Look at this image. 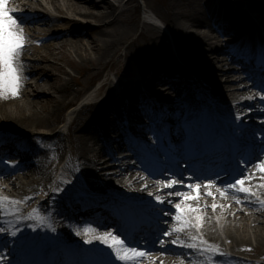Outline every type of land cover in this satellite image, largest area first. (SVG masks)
Masks as SVG:
<instances>
[{
	"label": "bare ground",
	"instance_id": "obj_1",
	"mask_svg": "<svg viewBox=\"0 0 264 264\" xmlns=\"http://www.w3.org/2000/svg\"><path fill=\"white\" fill-rule=\"evenodd\" d=\"M184 0H168L167 5L170 8L171 13L163 15H158L153 12V16L146 13V16L153 21L152 18H156L158 22H162L165 26H170L173 29V37L181 34L183 35L185 41L180 44L177 48L176 59H174L168 52L167 46L162 43H158L157 46H152L149 43L151 41H157L161 39L165 41L164 36L161 35L159 27H155L150 21H144L142 35H148L151 33L152 37L147 40V45L144 47L152 51V56L148 60L144 59V55H138L133 53H122L120 54V48L124 44L127 37L136 30L137 26H127L121 25L123 18L126 14L130 12V7L136 4V0H37L35 4L30 2V0H10L9 6L15 9V15L28 21L24 25L25 34L33 36V32H36V26H39L42 22V18L49 17L52 20H56L53 17V13L50 12V7H53L55 11L59 13H72L73 18H67L62 20L63 23L59 25L60 29L54 31L48 40L41 39V44L43 48H32L26 44L22 55L20 56V63L22 66V87L20 89V95L18 98H0V125L4 122L7 125V129L4 131H11L9 134L13 139L14 143H19V148L25 147L27 151H31V155L24 153V149L20 150L14 149L13 157L22 155L23 158L27 157V161L32 156H35L37 162L41 165L39 168L31 163H13L11 166L1 167L0 171L4 181L11 184L13 191H15V196H20L21 198L31 197L35 189H46L51 185V182L55 178L54 175L60 169L59 161L61 159V154L55 155V151H61L62 142L65 138L64 131H69L70 133L76 135L71 140L72 145L76 149V153L80 156L77 159V175L83 173L84 176L88 178V185L85 189L92 192L104 193L116 190L119 194L127 197L129 199L140 200L144 199V193L146 191L155 192L152 199H155L157 195L162 196L168 200L180 199L179 196H168L167 192L169 189H161V186L157 184V180L144 179L145 175L138 174L136 171L146 172L148 167H154L155 164L148 159H144L139 156L136 150L143 146H149L150 141L149 136L157 135L154 132L155 125H151L148 129H144L142 132L143 124L139 123L136 126V131L142 136V145L138 142H132V135H128L124 128V120L126 118L124 114V109L121 110L120 116L116 115V121L114 123L108 122L105 116L107 108H111L112 105L118 108L124 105V97L130 100H135V98L130 97L129 93L138 92L140 82L143 85L146 84L152 90V86H159L155 90V96L158 101L162 103L163 106L174 104L175 111L170 117H177L184 115L186 110L184 109L183 103H188L191 97L197 96V91L192 85L193 76L201 82L202 86L208 91L209 96L216 100L215 106L222 110L223 114L226 115V120H231L233 128L239 126L240 131H237V135L247 136L251 138H258V134L264 133V111L263 115H260V111L264 108V104L261 101H252L249 99L252 90L250 88H256V83L258 79H255L250 72H245V66L242 69L237 67L238 64L234 58L226 64L225 59L222 57H217V54L221 47L217 37L212 36L207 33L202 28H210L214 24H223L224 27L229 28L230 32L233 29H239L240 32L244 31L245 26L242 25L241 15L244 13L248 18V21H254L253 16L246 12V9H241L244 6V1L238 0L234 4H229L225 0H221L219 7H212L206 3L204 6L213 9L211 13L212 17L216 20L205 19L197 17L192 12H187L180 10ZM203 2V0H201ZM252 1V0H250ZM255 7L249 6L256 13L258 19L264 20V12H259L261 9V4L254 2ZM235 11H240L236 12ZM26 12L31 14L30 18H26L24 15ZM21 14V15H20ZM146 17V18H147ZM155 20V21H157ZM48 21V20H45ZM212 21V23H211ZM40 23V24H38ZM67 26L69 30L61 33ZM233 28V29H232ZM154 34V35H153ZM159 34V36H158ZM42 36H46L41 34ZM40 35V37H42ZM161 35V36H160ZM179 36V35H178ZM88 38V41H85ZM228 42L230 40H227ZM43 42V43H42ZM28 43V42H26ZM185 45V46H184ZM207 46V48H206ZM130 47V46H129ZM229 51V49L227 50ZM71 55H74L79 59V63L73 60ZM213 54L211 57V55ZM131 57L136 59L138 62L137 69L129 62L130 67L123 70L120 68L117 74L125 77V80L119 84V91L114 88L112 82L107 80L105 84L101 85L98 89L100 93V99L97 101L91 100V96L85 101L89 94L93 93V90L85 92V89H76L82 86V72H85V76L89 77L90 83H94L101 78V76L109 69V72L113 73L115 67H119V62L121 59L130 60ZM64 64L74 67L73 70L78 71V76H74L67 72ZM220 64V65H219ZM80 67L77 70L75 66ZM244 67V68H243ZM190 69L192 71H190ZM83 70V71H82ZM239 73L230 76L231 73ZM244 73L243 77L242 74ZM116 75V74H115ZM227 76V77H226ZM237 76V77H236ZM259 76V75H258ZM263 77L264 74L261 73ZM226 77L225 81L223 79ZM232 78H235V85H231ZM252 82L251 85H247L246 81ZM164 83L166 85H164ZM180 86L188 87V94L183 95L180 92ZM28 88H32V93L46 94L50 95L44 100H34L30 98ZM48 91V93L46 92ZM255 91V89H254ZM260 91V90H259ZM262 92V91H260ZM258 92V94L260 93ZM120 95V96H119ZM84 99L85 105L81 111L76 112L75 118L72 119L71 124L66 129L56 130L55 133H50L54 130L55 124L58 122V115L65 111L67 108L74 106V104L79 99ZM245 99L239 106L231 105L227 106L231 101H237ZM26 100V101H25ZM146 101L144 103L143 101ZM24 103V104H23ZM140 104L142 109L145 110L146 117L151 118V107L155 108L156 103H152L150 98L146 97ZM150 106V107H149ZM197 103L191 110H195ZM250 106L255 107V109L250 110L254 113V121L249 127H245L241 121L231 118L228 113H231L232 109L238 110L237 114H241L243 107ZM263 106V107H262ZM13 107V108H12ZM227 111V112H226ZM162 112V110H161ZM116 112H113L114 115ZM73 114V112H72ZM71 114V115H72ZM85 114L87 117L81 118ZM247 114V112H245ZM250 114V113H249ZM131 116L130 119H136L133 114H128ZM164 115V114H163ZM189 115V114H188ZM182 118V117H181ZM179 118V121L181 120ZM86 119V122L81 128L78 127ZM245 118H242L244 121ZM252 121V120H251ZM180 122L176 126L175 123L170 122L169 127H173L172 130L176 133L181 134L179 128ZM250 130H252L250 132ZM125 135L127 148L134 157H139L142 159L140 168L136 167L134 164L130 163L126 158H119L118 155L122 152L121 143L116 140L117 135ZM169 137V136H168ZM62 141V142H61ZM170 141V138H167ZM176 141V140H175ZM171 142V141H170ZM218 151H214L204 160L199 163V171L202 181L207 177V171L205 167L209 165L213 174L215 170H219L220 166L225 165L228 162V156L224 150V145L222 146V138L217 137L215 139ZM149 143V144H148ZM44 145L45 147H50V153L54 154L53 159L48 160V154H41L38 156L35 152L36 146ZM101 144L103 151H99L96 146ZM214 142H212V145ZM189 145V144H188ZM150 149V147H147ZM192 149V146L190 147ZM194 149L192 154H194ZM128 155V154H127ZM156 157H159L158 152L154 153ZM23 162V161H22ZM226 162V163H222ZM61 165V164H60ZM223 165V166H224ZM49 166V167H48ZM48 167V168H46ZM173 170H171L172 173ZM250 179L246 182L254 184L252 188H257L255 192L256 196H260L264 202V172H260L258 168L251 167L249 169ZM1 177V178H2ZM209 178H215L213 176ZM216 179V178H215ZM217 181L216 186L211 189H206L202 186L201 196L198 200L189 201L191 205L196 204L201 207L207 206L206 209H211L212 204L218 205L216 208V213H222L229 216L234 213L237 209L234 219L237 220L236 224H242L245 226H251L255 233L253 235H258L261 238L259 241H264V203L259 206L254 207V212L250 211L245 214L240 206L235 207L238 204L246 203L250 206L246 197L240 198L242 193L236 194V197L241 201L237 203V199L233 197L232 194L227 197H221L217 192V187L222 186L221 181ZM147 184L145 188L144 185ZM70 186L69 183L60 182L57 183L55 189L65 188ZM179 187V185H178ZM125 188V190H123ZM97 190V191H96ZM207 191L213 192L215 199L206 195ZM116 192V193H117ZM192 194V193H191ZM109 196V193L107 194ZM195 195V193H194ZM207 197L204 198L203 196ZM112 196V195H110ZM109 196V197H110ZM250 196V195H249ZM80 197L79 194L75 197ZM113 197V196H112ZM141 207H147L149 203H138ZM94 209H89L87 211H81L80 205L74 206L69 212L66 211L64 205L61 207L60 215L64 216V212L69 214L70 218L76 213H83V215L91 222L102 223L103 220L113 221L110 214H108L107 204L101 201L96 202ZM151 205H157V203ZM158 207H163L162 205H157ZM222 206V207H221ZM205 209V210H206ZM64 211V212H63ZM60 215L51 213V224L55 227L58 232V237L65 241H77L80 242L81 249L83 251L87 249L83 240L86 238L84 230L87 227L78 225L77 223H71L61 220ZM213 221V215L210 214ZM229 217V221H231ZM215 223V222H214ZM224 224V223H223ZM201 227L203 234L207 241L212 242L213 245L222 246L224 243L218 237V229H211L205 226ZM225 226V225H224ZM226 227V226H225ZM157 228V227H156ZM163 227H161L162 229ZM194 230V228H193ZM76 232H80L81 235H75ZM187 232V230H186ZM247 232V230L245 231ZM226 235V240L230 243L231 251H240L248 255L259 254L264 258V251L260 252L259 247L253 248L250 246V239L231 234L232 231L228 230ZM238 233V229L236 231ZM97 232L89 233V235H97ZM142 235H146L147 240H151L149 248H152L155 244V239L152 240L149 234L142 230ZM185 232L180 234L181 239L189 240V237L184 236ZM157 236L159 232L157 231ZM164 239L167 244H170L171 239L175 238V234L172 237H160ZM76 242V244H78ZM83 244V245H82ZM90 247V246H88ZM156 249L158 244H155ZM168 248L169 254H163L162 251H153L151 256L145 257L143 262L145 264H152L153 258L157 257L158 261L155 264H220L221 262H226L229 260L228 253L225 249H220V254L215 255L214 252L211 255H205L202 259L195 255V250H185L179 248L178 246H166ZM250 249V250H249ZM173 252H185L187 257L192 255L191 258L182 257L180 255H173ZM251 255V256H252ZM151 259V261H150ZM248 262L247 264H249ZM253 264H264L259 262H253Z\"/></svg>",
	"mask_w": 264,
	"mask_h": 264
},
{
	"label": "snow or ice",
	"instance_id": "obj_2",
	"mask_svg": "<svg viewBox=\"0 0 264 264\" xmlns=\"http://www.w3.org/2000/svg\"><path fill=\"white\" fill-rule=\"evenodd\" d=\"M14 13L15 9L9 6V0H0V98H18L22 87L23 69L19 58L28 39L24 32V25L28 21L18 17ZM261 91L264 92V88ZM261 99L264 100V96ZM235 120H239L242 123V115L237 114ZM158 141L159 137H157ZM253 166L258 168L260 172H264V140L260 142L258 151H248L246 148L238 149L230 165L215 173L217 177L221 173L227 177L226 180L222 181V186L216 189L220 196L227 197L232 194L237 199V203H241L236 194L244 193L252 195V189L246 187L245 182L251 178L249 169ZM169 171L171 170L168 168L161 170L156 182L161 186L162 190H170L167 192L168 196H179L181 199L178 201H167V204L172 205L174 208V211H171L166 207H158L157 205H164L165 200L160 195L155 197L157 205H152L151 213L152 219L156 222L159 236L172 237L175 234V238L171 239L170 244L176 245L179 248L201 252L215 251L214 247L202 238L191 236L189 240H184L180 238V234L186 229L195 228L198 230L202 227L204 217L199 215V213L204 211L207 206H192L188 202L198 200L201 196L202 186L206 189L216 186V179L205 177V180L201 181L197 171L193 170L192 175L188 177V181H185L182 172H172L171 176L165 175ZM149 175L151 176L152 173H149ZM144 179H147V177H144ZM69 185L65 188L55 189V195L50 197L53 204L45 206V212H54L60 215V209L64 203L66 201L71 202L88 185V178L81 173L75 177L74 181H70ZM144 187L146 188L147 184ZM193 191L195 195L191 194ZM206 195L215 199L211 191H207ZM6 201L10 204L20 203V201L10 200L8 197H0V235H10L17 241L28 240L29 237H25L23 230L19 228V223L24 222V218L22 217L17 218L16 225L9 231V225L12 222L3 218L8 215L7 210L2 207ZM217 207L218 205L215 203L211 205L213 210ZM34 211L38 212L40 210L36 209ZM190 214H196L194 217L195 223H193ZM162 217L169 218L163 220L162 223L171 225V227L159 228ZM31 218V216L27 217L29 220ZM39 223L43 225L44 219L41 218ZM93 223H96V227L86 228L84 230L86 238L83 240L84 245L90 246L87 250L90 255L83 261H77L76 264H117V262L119 264H143L144 258L151 256L154 250L162 251L163 254H169L167 247H162L161 249H156L155 247V244L165 245L166 241L164 239L158 238L152 248L147 246V237L141 234L142 229L132 226L131 211L120 212L119 220L116 224ZM30 227L32 232L38 231L36 223H32ZM47 227L52 232L56 231L50 222L47 224ZM98 230L99 234L89 235V233L97 232ZM75 235L80 236L81 233L76 232ZM200 245H206L207 247L202 248ZM6 246L7 244H5ZM171 254L187 257V253L185 252H173ZM5 259V256L0 255V264H5ZM181 264H183V261Z\"/></svg>",
	"mask_w": 264,
	"mask_h": 264
},
{
	"label": "rangeland",
	"instance_id": "obj_3",
	"mask_svg": "<svg viewBox=\"0 0 264 264\" xmlns=\"http://www.w3.org/2000/svg\"><path fill=\"white\" fill-rule=\"evenodd\" d=\"M36 1L37 0H33V4H35ZM136 1H137L136 4L132 5V7H130V12H128L126 14V17L123 18V21L121 22V25H123V26L124 25L137 26V28L131 34V36H129V37H127L125 39L124 44L120 48V54L125 53L127 51H128L127 53H130L132 51L133 53L138 54L139 56L140 55L142 56V55L145 54L143 57H144V59L146 58L145 60H148L149 57L152 56L153 53H152V51H149V49L145 48L144 46L147 45L145 43H147V40H149L152 37V35H151V33H148L147 36L144 35V34L142 35V32H143V27H142L143 24L142 23L144 22V18L142 17L141 13H142L143 10H148L151 13L153 11V12H156L158 15L165 16L166 14L171 13L172 10H170V8L167 5L168 0H136ZM218 1L219 0H214L213 2H214V4H216V3H218ZM225 1L227 3H229V4H232L233 0H225ZM242 1H244V0H242ZM209 2H211V1L203 0V2H202L201 0H184L180 10H184V11H187V12H192L197 17H201V18H205V19L207 18L209 20L210 9L207 6H204V3H207L208 5L211 4ZM254 2H257V3L261 4L262 8L258 9V11L260 10L259 12H264V0H252V1L245 0L244 6L241 7V9H246V12H248L251 15H253V13H252L253 11L250 9L249 6H252L254 8L256 6ZM49 10H52L54 12V14L57 15L61 19L58 20V21L42 22L41 24L38 23L40 25L36 26V32H33V34H34L33 36L29 37V35L26 34V36L28 37V39L26 41L28 43H26V44H28L29 47H32V48L33 47L34 48L35 47L36 48H43L42 44H41V39H42V41L43 40H48V42H52V40L50 39V36L53 33V31H56L57 29L62 28V27L59 26V25H61V23H63L62 20H65L67 18H73V16H74V14L69 13V12L59 13V12L55 11V9L53 7H50ZM236 12H240V11H236ZM254 14H256V13H254ZM235 15H236V13H235ZM256 16H257V14H256ZM241 18L247 20L248 17L244 13H242ZM211 23H212V21H211ZM214 26H215V30L216 31L213 28H212L211 31L209 30L210 28H206V29L202 28V29L204 31H206L207 33H210L212 36H215V37L218 38V40H216V41L219 43V45L221 47V50L217 54H214V55H216L217 57H222L223 59H225V63L228 64L230 62L229 61L230 58L227 55V50L231 46L225 41V40H227V35H224L220 31H217L218 25L214 24ZM63 27H65V28H63L64 29L63 31L69 30V28L67 26H63ZM155 27H159L158 29L161 31V35L164 36L165 41L158 38L157 41L156 40L155 41H151V43H149V44L152 45V46H157L158 43H162L163 45H166L167 49L169 51L168 53L174 59H176V55L179 53V52H177L178 51L177 48H178V46L180 44H182L185 41L184 38H181V37H183V35L178 33L179 36L175 35L173 37L172 36L173 35L172 27H170L169 25L165 26V24H163L161 21L159 23V26H155ZM41 34H44L46 36H42ZM40 35L42 37H40ZM158 36H159V34H158ZM85 39H86L85 41L89 40L88 38H85ZM206 48H207V46H206ZM209 55H211V57H214V56H212L213 54H209ZM70 57L73 60H75L77 63H79V59H77L74 55L70 54ZM134 60L136 61V59H134L133 57H131V59L129 61L121 59V61L119 62V67H115V69L112 70L113 73L109 72V69H106V72L101 76L100 80H102L103 82H105V81L107 82V80L115 82L116 81V78H115L116 76H114V74L117 71H119L120 68L125 70L128 67H130V64H128L129 62L133 65V67H135L137 69L138 62H135ZM64 67L66 68L68 73H70V74H72L74 76H78L79 75L78 71L73 70L74 67H71V66L66 65V64H64ZM75 67L77 68V70L80 69V67H78L77 65ZM190 71H192V70L190 69ZM237 73H239V71H236V73H231L230 76L235 75ZM191 74H192L193 77H195L193 72H191ZM82 75L84 76V77L81 78L83 84H82V86H79L76 89H79V90L85 89V92H86V91H89L92 88L94 83H90V79H89V77L85 76V72H82ZM106 77H107V79H105ZM226 77L223 79V81H225ZM234 80H235V78H232V81H231L232 83H230L231 85H235ZM246 83L249 86L251 84L250 82H247V81H246ZM184 87L185 86H182V88H184ZM195 87H197V89L199 88L198 90H199V92L201 94L203 93L202 91L205 90L203 87H201L200 82H196L195 83ZM156 88H157V86H152L153 90L156 89ZM250 89L252 90V92H251V95H250L249 99H251L252 101H262V102H264V100L261 99V97L264 96L263 92H260L256 88H255V91H254V87L250 88ZM31 91H32V88H28V92L31 95L30 98L34 99V100H44L45 98H48L50 96L49 94L48 95L43 94V93L39 94L40 92L39 93H32ZM46 92L48 93V91H46ZM258 92H260V93L258 94ZM82 99H79L74 104L73 107L67 108L65 111H63L61 114L58 115V122L55 124L54 130L52 132H50V133L54 134L56 130L65 129V126L69 125L70 120L72 118H75L76 115H77V114H73V116H72L71 113L74 111V109L76 110V109L79 108L78 105H79V102L81 103ZM245 100H246V98L245 99L243 98V99L237 100V101H231V102L228 103V105L231 106V105L234 104L235 106H239L240 103H242ZM120 107L119 108L115 107L114 109L108 107L107 110H106L105 116L106 117L110 116L111 118H113L111 113L115 109L119 113ZM136 108L137 107H135L134 109L137 110ZM131 109H133V108H130V110ZM173 109H174L173 105L164 106L163 111H165V113L167 114V113L171 112ZM253 109H255V107H250V106L243 107V111L241 112V115H242V118H245V121L242 122V124H244L245 126L254 121V117L253 116L245 114V112H247V114L250 113V110H253ZM237 111L238 110H236V109H232V113L236 114ZM230 115L235 117L234 114H230ZM84 117H87V115L83 114L81 118H84ZM138 117H139V119L130 120V122L134 123V122H137V120L138 121L139 120H143L144 122H148L145 118L142 119V116L139 115ZM169 120H170L169 117L166 118L167 122H169ZM85 122H86V119L83 122H81L82 124L78 127V129L81 128V126H83L85 124ZM1 125L2 126H7L4 122H2ZM64 134H65V138H64L63 144H62L64 149H63V156H62L60 162L62 160L63 161L66 160L67 158L69 159V156H72V154H73V156H72L73 159L72 160L70 159V165L72 167L76 168L77 167V161L76 160L79 159L80 156L77 157L78 154H74V153H76V149L71 143L72 142L71 140L76 135L73 136V134L70 133L69 131H64ZM149 140H151V139H149ZM96 147H99V146H96ZM136 173H138L139 175L140 174L144 175V172H141V171H138V172L136 171ZM149 179L150 178H148L147 181H150ZM56 183H57V180L52 181L50 187H47L45 189L46 190L45 193H47V195L50 194L51 192H53ZM2 185H3V187L0 188V197H8L10 200H12V198H14V197L16 199L18 198V196H15V191H13V188H12L11 184H9V182H5ZM253 185L254 184H250L248 182H245V186L252 189V193H253L252 196L251 195L249 196L247 194L239 196L240 198L246 197L248 199L247 201L250 203V206H247L246 203L238 204V205L235 206L237 208H238V206H240L242 208V210L245 211V214H248L250 211L254 212V207L256 208V206H259L261 204V202H263L260 196L259 197L255 196V192H257L258 189L257 188H255V189L252 188ZM123 190H125V188H123ZM41 191H42L41 189H35V192H34L33 195L35 197H38V199L39 198H43V194L41 193ZM194 193L195 192L193 191L192 195H194ZM154 194H155V192H153L151 190L150 191H146V193L143 194L144 195V199H140V200L141 201H148L149 203H155L156 200L152 199ZM203 197L206 198L207 196L204 195ZM163 199L165 200V204L163 205V207H166L169 210L174 211L173 206L170 205V204H167L168 199H166V198H163ZM180 199H178V200H180ZM192 206H199V205L193 204ZM236 211H237V209L234 211V213L230 217L229 216V212L227 213V215L226 214L223 215L222 213H219V215H217L216 209L213 210L211 208V209H206V210L202 211L201 213H199V215H202L204 217V220H203L202 224H204V222H205V226L210 227L213 230H215V228L218 229V232H219L218 237H219V239H221L223 241L224 244L222 246L215 245V247H217L218 249L226 248L229 251V253L231 255H233L234 257H236V256L240 257L241 260H243L242 261L243 263H248V262L264 263V258L261 257L259 254H254V256L251 254L252 255L251 256V255H248V254H246L244 252L242 253L240 251L232 252L229 249L230 248V243H228L227 240H226V235L229 234V233H227L228 230L233 232L231 234L241 236V237L245 238L246 240L250 239V243H248V244H250V246H252L253 248L259 247L258 249H259L260 252L264 251V241H259L261 239L259 237V235H261V233H258V235H255V234L253 235V233H255V231L250 225L244 227V225H242V224H236L237 220L235 221V219H234V215H235ZM43 214H44V217H45V212ZM210 214H212L214 216L215 220H213V221L211 220L212 216ZM190 215L192 216L193 223H195L194 217H195L196 214H190ZM229 217H230L231 221H229ZM166 219H169V218L168 217H164L163 218V220H166ZM166 226H168V225H166ZM169 226H171V225H169ZM237 229H238V233H236ZM186 230H187V232H186ZM186 230L184 231L185 232L184 236H186V237L196 236L198 238L204 239V234L200 230V228L198 230L196 229L197 232H194L193 229H186ZM246 230H247V232H245ZM48 232H50L51 234L57 233V232H52L50 229H48ZM263 234H264V231H263L262 235ZM165 245H167V243ZM165 245H163V247H165ZM159 246L161 247V245H159ZM168 246L174 247L176 245L168 244ZM185 249H187V248H185ZM219 252H220V250H219ZM196 255L202 257V256H204V253L197 252ZM187 258H191V256H188ZM150 261H151V259H150ZM157 261H158L157 257L153 258L152 264H155V262H157ZM143 264H145V263L143 262ZM180 264H181V262H180ZM220 264H242V263L238 262L237 260H234V259L230 258L228 261H226L224 263L221 262Z\"/></svg>",
	"mask_w": 264,
	"mask_h": 264
}]
</instances>
